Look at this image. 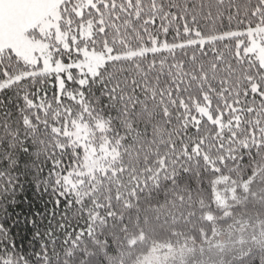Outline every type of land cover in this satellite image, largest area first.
Masks as SVG:
<instances>
[{"label":"snow or ice","instance_id":"snow-or-ice-1","mask_svg":"<svg viewBox=\"0 0 264 264\" xmlns=\"http://www.w3.org/2000/svg\"><path fill=\"white\" fill-rule=\"evenodd\" d=\"M0 264H264V0H0Z\"/></svg>","mask_w":264,"mask_h":264}]
</instances>
